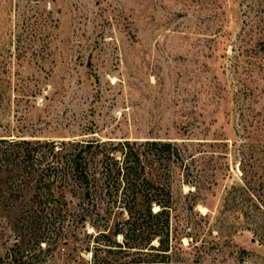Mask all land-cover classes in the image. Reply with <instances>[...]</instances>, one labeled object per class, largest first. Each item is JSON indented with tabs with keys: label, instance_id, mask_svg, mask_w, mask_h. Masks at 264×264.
Masks as SVG:
<instances>
[{
	"label": "rangeland",
	"instance_id": "obj_1",
	"mask_svg": "<svg viewBox=\"0 0 264 264\" xmlns=\"http://www.w3.org/2000/svg\"><path fill=\"white\" fill-rule=\"evenodd\" d=\"M0 78L3 125L184 143L207 183L181 261L264 264V0H0ZM70 220L27 264L92 261ZM18 241L0 216V264Z\"/></svg>",
	"mask_w": 264,
	"mask_h": 264
},
{
	"label": "trees",
	"instance_id": "obj_2",
	"mask_svg": "<svg viewBox=\"0 0 264 264\" xmlns=\"http://www.w3.org/2000/svg\"><path fill=\"white\" fill-rule=\"evenodd\" d=\"M185 146L156 137L103 138L91 127L55 141L43 129L0 120V216L19 236L8 255L27 264L33 248L67 244L70 216V230L93 229L85 231L89 264H184L182 241H194L188 229L207 183L193 172L195 155ZM176 170L187 193H173ZM68 194L78 200L74 212Z\"/></svg>",
	"mask_w": 264,
	"mask_h": 264
},
{
	"label": "bare ground",
	"instance_id": "obj_3",
	"mask_svg": "<svg viewBox=\"0 0 264 264\" xmlns=\"http://www.w3.org/2000/svg\"><path fill=\"white\" fill-rule=\"evenodd\" d=\"M158 208L157 207H155V210H157Z\"/></svg>",
	"mask_w": 264,
	"mask_h": 264
}]
</instances>
